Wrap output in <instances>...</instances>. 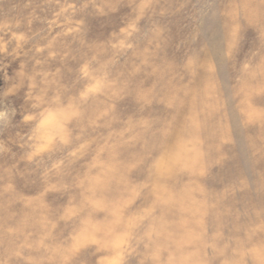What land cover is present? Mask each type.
I'll return each instance as SVG.
<instances>
[{"label":"rangeland","instance_id":"374dc122","mask_svg":"<svg viewBox=\"0 0 264 264\" xmlns=\"http://www.w3.org/2000/svg\"><path fill=\"white\" fill-rule=\"evenodd\" d=\"M0 264H264V0H0Z\"/></svg>","mask_w":264,"mask_h":264}]
</instances>
